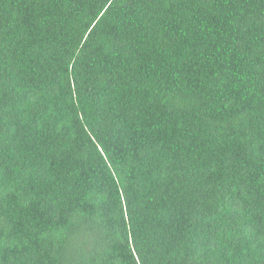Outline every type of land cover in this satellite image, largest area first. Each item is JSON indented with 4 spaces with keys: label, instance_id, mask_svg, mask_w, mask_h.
<instances>
[{
    "label": "trees",
    "instance_id": "obj_1",
    "mask_svg": "<svg viewBox=\"0 0 264 264\" xmlns=\"http://www.w3.org/2000/svg\"><path fill=\"white\" fill-rule=\"evenodd\" d=\"M0 264H264V0H0Z\"/></svg>",
    "mask_w": 264,
    "mask_h": 264
}]
</instances>
